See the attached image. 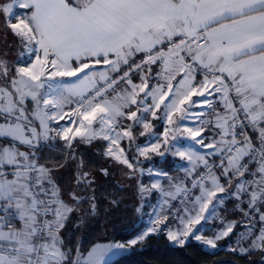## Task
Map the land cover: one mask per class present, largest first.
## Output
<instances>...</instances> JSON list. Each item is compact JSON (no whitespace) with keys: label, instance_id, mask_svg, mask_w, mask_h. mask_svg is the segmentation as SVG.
I'll return each mask as SVG.
<instances>
[{"label":"snow or ice","instance_id":"6c2138e0","mask_svg":"<svg viewBox=\"0 0 264 264\" xmlns=\"http://www.w3.org/2000/svg\"><path fill=\"white\" fill-rule=\"evenodd\" d=\"M0 18L5 39L11 34L22 49L14 74L0 58V264H116L165 230L175 245L194 238L215 249L238 224L244 230L229 250L264 254V0H0ZM161 120L162 139L153 132ZM137 125L149 136L143 146ZM57 138L73 159L77 139L106 142L104 157L129 169V179L145 174L139 157L170 152L187 162L184 177L148 168L156 179L138 182V192L158 194L151 226L127 244H95L85 254L78 243L73 253L61 230L74 207L38 162ZM94 182L81 159L76 185ZM69 196L77 206L91 201L95 214L94 194ZM227 200L239 221L216 215ZM213 217L224 228L205 238L201 222Z\"/></svg>","mask_w":264,"mask_h":264},{"label":"trees","instance_id":"16d2710c","mask_svg":"<svg viewBox=\"0 0 264 264\" xmlns=\"http://www.w3.org/2000/svg\"><path fill=\"white\" fill-rule=\"evenodd\" d=\"M135 81L139 80L138 75ZM158 126V125H157ZM161 128V125H159ZM156 128V129H160ZM133 135L136 137L135 143L144 139L139 135L138 129L135 127ZM105 142L101 141L97 148L84 146L79 140L74 142L72 152L75 154L74 164L66 161V169L62 175L56 179L57 185L62 189L67 186L70 178L74 174V167L83 159L84 167L92 172L100 171L104 164L105 157L103 150ZM75 148V149H74ZM128 151L129 157L132 150ZM71 155L64 149L63 141H56V148L49 151L45 148L39 153L40 164L45 165H61L65 155ZM156 159V156L153 157ZM167 161L164 165L169 166L172 162ZM149 164V162H143ZM105 185L99 187L93 194L95 196L96 212L88 213L82 218L81 225L77 227L70 226L71 216L65 225L64 236L66 249H72L73 253L78 243L86 253L93 245L101 241L108 242H127L136 237L144 227V224L134 222L135 204L129 199L127 189L120 188L112 178H107ZM90 195V194H89ZM82 196H85L82 194ZM90 197V196H89ZM115 198L119 203L113 205L111 200ZM235 201L227 200L223 208L225 219L239 220L242 213L234 210ZM80 209H91V201L85 200L80 205H75ZM238 229L234 230L228 237L224 238L215 249L209 247L205 250L203 244L193 240H189L184 246H176L172 244L164 232L152 234L142 243L133 247L128 253L122 254L116 258V264H261L264 259L263 254L252 251L248 254L241 255L239 251H230L229 245L233 244L238 238Z\"/></svg>","mask_w":264,"mask_h":264},{"label":"rangeland","instance_id":"374dc122","mask_svg":"<svg viewBox=\"0 0 264 264\" xmlns=\"http://www.w3.org/2000/svg\"><path fill=\"white\" fill-rule=\"evenodd\" d=\"M14 11H16L17 13H22L24 10H20V9L17 8ZM13 22H15V21H13ZM5 31H6V29H5V26L3 24L2 18H0V58L7 59V61L9 62V67L13 69V74H14V69H15V67L18 66L14 62L18 59V54H19L20 51H22V49L20 48L19 45L16 44L15 38L11 34H9L7 36V38L5 39ZM0 83H3V81H0ZM153 83H155V81H153ZM31 107H32V105L29 102V110H31ZM209 118H211V116H209ZM148 119L152 120V117L149 115ZM59 123L60 124H64V123H66V121H60ZM130 123H132V122L131 121H126L125 122V126H127V124H130ZM153 123L155 124V127L153 128V132H155L156 135L162 139L161 134L163 133L164 127H165L164 121L163 120H161V121H153ZM184 123H185L186 126H193L191 121H185ZM159 125H161V128L159 127ZM52 126L55 127L56 123L54 122ZM135 127L138 129L139 135H140V133L143 132V127L140 126V125H137ZM157 127L160 128V129L159 130L156 129ZM207 134L209 136L212 135L211 132H208ZM143 137H144V139L142 141L140 140L138 142V144L141 145V146L145 145V143L149 139L148 134H145ZM57 140H59V139L57 138ZM77 140H79V139H77ZM135 140H136V137H135ZM181 141L183 143H185V144L190 145L191 147H194L198 151H206L205 149L200 148L199 145H196V144L192 143L191 141H189L187 139L181 138ZM152 142H155V140L153 139ZM205 142L207 143L209 141L206 140ZM99 143H101V141H99V140L93 141L91 145H87V144H84V143L81 142V144H83L84 146L91 147L92 149L97 148V146H99ZM105 144H106V142H105ZM121 146L127 150L129 148V142L125 139L124 141H122ZM132 148H133L132 149L133 151L131 153V156L129 157L130 159H132V158H134V157H136L138 155L134 145H133ZM74 153L77 154L78 152H76V150H75ZM151 156H152L151 160H145L144 157H139V160L141 162L139 164V167L143 168L145 170V174L141 175L140 172L137 171L135 173V175H134V178H131V179H129V177L127 175H125V173H129L130 172L129 169H127L125 166H123L121 164H117L115 161H112V160H110L108 158H105L104 164L102 165L101 168H108L109 169V176L108 177L103 176L100 171L93 172L94 175H95V182L93 183V185L90 188H87V189H85L83 185L77 186L76 183H75L76 168H77V165H76L74 167V174L70 178L67 186L62 188V194H63L62 198L66 202H68L70 205H72L74 207L73 212H71L69 214V216H71V218H72V221L69 223L70 226L75 228V227H77V225L78 226L81 225L82 218L84 216H86L88 213H90L91 209L86 208V210H83V209H80L79 207H75L74 201L69 196V193L74 192L77 196H82V194H84L86 196H90L91 197L93 195V191L92 190L95 189V191H97L100 186L105 185L106 184L105 181H107V178H112V180H114L117 183V185L120 186V188L127 189V192L129 193V199H131L133 201V203L135 204V207H136L135 208L134 222H135V224L136 223L144 224V227L142 228V231L140 233L145 231L147 227L151 226L150 225V217H149L148 214L153 211L152 205H156L157 204V196H158V194L154 191L151 196H144L143 198H141V196H140V194L138 192V182H142L145 185H149L150 180L156 179V177H154V176L150 177L147 174V169L150 168V167L153 168V169H155V168H163L169 173L170 176H172V177L179 176V177L183 178L184 177V173H183V171H179V169H180L181 163L185 164V166L187 165L186 161L181 162L179 157H173L170 152L167 153L166 156L163 159H161V157H159V156H156L155 154H151ZM155 156H156V159L153 158ZM67 160L70 161V164H74V162H75V159L72 158V155H67L66 154L65 158H64V161H63V163L61 165H46L48 168H50L52 170L51 175H52V178H53L54 181H56V179H58L62 175V173L65 172V169H66L65 166H66V161ZM76 160H77V158H76ZM165 160L171 161L172 163L169 166H165L164 164L167 162ZM132 162L135 163V160L132 159ZM143 162H149V164L143 163ZM84 171H90V170H87L84 167ZM161 179H162V183L165 185V187H167V179L166 178H161ZM175 202L173 201V204H175ZM138 207L141 208L140 212L136 211V209ZM85 213H87V214H85ZM82 214H84V215H82ZM216 215H217V213H216ZM201 223L204 226L205 230L211 229V231H210L211 234H209V235L207 234L208 236L205 235L204 232L202 234L205 236V238H212L215 235L216 231H217V230H213L214 226H216L218 222H216L215 223L216 225L214 224L213 226L210 225L209 221L207 223L202 221ZM172 226L175 227V223H173ZM209 226H211V228H209ZM221 227L218 228V229H221ZM242 228H244V227H242V225L238 224L237 227L234 228V230L238 229V232L240 231V233H241V229ZM64 229H65V227H64ZM64 229L61 230V237L64 236ZM166 231L167 230L164 231L165 234H166ZM197 234H200V233H197ZM238 236H239V233H238ZM130 240H128L127 242L101 241V242H98L96 244H110V243H124V244H127ZM189 240L196 241L194 238H190ZM222 240L223 239H221V240L216 242L217 246ZM236 240H235V242H236ZM196 242H199V241H196ZM235 242H234V245H235ZM171 243L174 244L173 242H171ZM241 243H242V246L247 247L249 241H242ZM176 246H179V245H176ZM208 247H210V246H208ZM129 251H127V252H125L123 254H126ZM257 252L260 253L259 251H257ZM263 257H264V254H263Z\"/></svg>","mask_w":264,"mask_h":264},{"label":"crops","instance_id":"0c3cea01","mask_svg":"<svg viewBox=\"0 0 264 264\" xmlns=\"http://www.w3.org/2000/svg\"><path fill=\"white\" fill-rule=\"evenodd\" d=\"M137 82H138V80H137ZM218 172H219V170H218ZM174 202H175V201H174ZM225 203H227V201H225ZM224 205H225V204H224ZM224 205L219 206V207L217 208V216H220V217H223V218H224V216H225V215H223V212H224V211H223ZM214 219H215V220H214ZM224 220H225L226 222L235 221V219H225V218H224ZM239 220H240V219H239ZM239 220H236V221H239ZM208 221L210 222V225H211V226H213L216 222H218L217 225L215 224L216 226H214V229H213V230H217V231H218V230H220V229H218V228H220L221 226H222L221 229L224 228V224H222V223L220 222V220L217 219L216 217H215V218L213 217V218L209 219ZM211 226H209V228H211ZM242 227H243V225H242ZM243 230H244V228L241 229V232H242ZM204 233H205V235H207V234H208V235L211 234L210 231H209L208 229L205 230ZM239 233H240V231H239ZM208 235H207V236H208ZM247 246H248V245H247ZM212 249H213V248H212Z\"/></svg>","mask_w":264,"mask_h":264},{"label":"built area","instance_id":"2783aa9c","mask_svg":"<svg viewBox=\"0 0 264 264\" xmlns=\"http://www.w3.org/2000/svg\"><path fill=\"white\" fill-rule=\"evenodd\" d=\"M159 69L156 67V66H154L153 67V71L155 72V71H158ZM218 171V170H217ZM190 186V185H189ZM178 203V201H176L175 202V204H177ZM234 210H235V207H234ZM236 211V210H235ZM236 212H239V211H236Z\"/></svg>","mask_w":264,"mask_h":264},{"label":"water","instance_id":"95a60500","mask_svg":"<svg viewBox=\"0 0 264 264\" xmlns=\"http://www.w3.org/2000/svg\"><path fill=\"white\" fill-rule=\"evenodd\" d=\"M203 248H204L205 250H210L209 247H208L207 245H203Z\"/></svg>","mask_w":264,"mask_h":264}]
</instances>
